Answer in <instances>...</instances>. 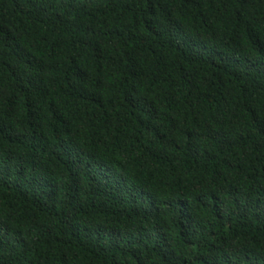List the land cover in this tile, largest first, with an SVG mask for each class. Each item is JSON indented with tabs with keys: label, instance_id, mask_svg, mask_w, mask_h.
Masks as SVG:
<instances>
[{
	"label": "trees",
	"instance_id": "obj_1",
	"mask_svg": "<svg viewBox=\"0 0 264 264\" xmlns=\"http://www.w3.org/2000/svg\"><path fill=\"white\" fill-rule=\"evenodd\" d=\"M0 264H264V0H0Z\"/></svg>",
	"mask_w": 264,
	"mask_h": 264
}]
</instances>
